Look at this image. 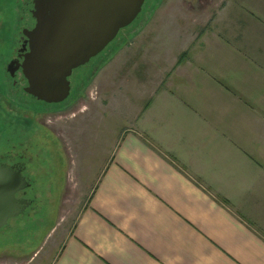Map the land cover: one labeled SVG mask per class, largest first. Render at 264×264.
Listing matches in <instances>:
<instances>
[{"label":"rangeland","instance_id":"rangeland-1","mask_svg":"<svg viewBox=\"0 0 264 264\" xmlns=\"http://www.w3.org/2000/svg\"><path fill=\"white\" fill-rule=\"evenodd\" d=\"M226 5L228 0H146L131 26L74 71L69 98L48 104L24 91L22 74L12 78L4 69L12 60L21 26H35L33 5L0 0V155L27 149L44 171L41 179L34 173L39 181L34 208L0 230V264H52L110 151L125 133L138 130L143 113L161 94L182 98V92L197 86L227 88L238 97L241 109L232 101L214 98V119L224 120L221 128L227 132L233 131L232 123L236 131L247 132L249 146H255L253 159L264 171V76L231 73L232 82L243 83L246 77L244 90L254 86L250 94L257 96V103L241 97L220 78V56L229 44L224 38ZM237 62L243 69L264 68L259 58ZM57 163L63 181L54 184L50 182Z\"/></svg>","mask_w":264,"mask_h":264},{"label":"crops","instance_id":"crops-1","mask_svg":"<svg viewBox=\"0 0 264 264\" xmlns=\"http://www.w3.org/2000/svg\"><path fill=\"white\" fill-rule=\"evenodd\" d=\"M223 16L220 78L257 103L246 77L230 79L264 76L237 62L264 60V0H228ZM225 90L202 85L150 103L110 151L52 264H264V171L247 132L214 119V98L241 109Z\"/></svg>","mask_w":264,"mask_h":264},{"label":"water","instance_id":"water-1","mask_svg":"<svg viewBox=\"0 0 264 264\" xmlns=\"http://www.w3.org/2000/svg\"><path fill=\"white\" fill-rule=\"evenodd\" d=\"M146 0H35L36 26L25 30L29 51L22 63L9 68L12 77L22 70L25 92L36 101L59 104L71 94L74 71L89 64L131 26ZM30 182L18 171L0 165V230L27 212L30 202L18 194Z\"/></svg>","mask_w":264,"mask_h":264},{"label":"flooded vegetation","instance_id":"flooded-vegetation-1","mask_svg":"<svg viewBox=\"0 0 264 264\" xmlns=\"http://www.w3.org/2000/svg\"><path fill=\"white\" fill-rule=\"evenodd\" d=\"M34 1L35 0H23V2L26 4L27 7L31 4L33 5V9L30 10L31 14H32V11L34 10ZM21 20H24V17H22ZM35 26H36V23H35ZM35 26L33 27L21 26L20 36L17 40V46L13 51L12 60L4 68L9 74H10L9 68H11L12 63H13L12 68H15L16 62L19 61L20 63H22L24 60V55L29 51V44L27 43V38L24 35V31L32 30L35 28ZM18 73L22 74L23 81L27 83V80L24 78V75L21 69L16 72L15 77L17 76ZM15 77H12V78H15ZM27 87H28V83H27ZM27 87L24 88V91ZM27 151H28L27 149L21 148V150L20 149L17 151L14 150V151H10L9 153L0 155V165H7L8 167H13L14 169L18 171H22L24 177H26L27 180L30 182V187L26 189L25 191H23L22 193L18 194L19 198L27 199L30 202L31 205L29 209L27 210L28 212L29 210H32L35 206V203L38 202V195L35 194V186L37 183H39V181L36 180L35 177H37L39 174V179H41L43 177L41 175L44 174V171L40 168L39 166L40 163H38V160L35 159L32 155L31 156L28 155L29 152ZM30 166H33V169H30ZM55 168H56L54 169L55 178L53 179L54 181L50 182V183L53 182L54 184H56V181L58 180L61 182L63 181V179H61L63 176V170L61 169V165L57 163V166ZM34 173H35V177H34Z\"/></svg>","mask_w":264,"mask_h":264},{"label":"trees","instance_id":"trees-1","mask_svg":"<svg viewBox=\"0 0 264 264\" xmlns=\"http://www.w3.org/2000/svg\"><path fill=\"white\" fill-rule=\"evenodd\" d=\"M183 56H184V55H183ZM183 56H181V58H180V59H182V57H183Z\"/></svg>","mask_w":264,"mask_h":264}]
</instances>
